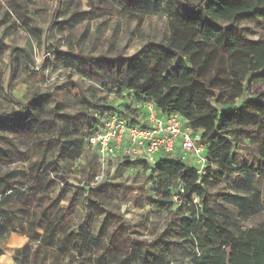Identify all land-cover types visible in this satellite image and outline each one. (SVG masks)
Here are the masks:
<instances>
[{"label":"trees","instance_id":"obj_1","mask_svg":"<svg viewBox=\"0 0 264 264\" xmlns=\"http://www.w3.org/2000/svg\"><path fill=\"white\" fill-rule=\"evenodd\" d=\"M183 1L176 0L170 31L166 39L149 46L146 63L108 64L104 71L91 68L83 74L99 83L95 86L129 96L134 105L152 104L159 117H181L205 146V173L198 175L177 156L160 158L153 166L124 158L125 169L141 165L149 173L153 199H141L137 206L147 204L155 217L166 214V222L147 241L116 237L124 228L117 223L114 234L93 254L98 240L92 238L88 209L93 204L105 212L96 200L103 191L70 192L67 173L98 130L100 118L111 111L82 94L78 114L83 119L58 122L60 103L47 113L40 98H32L20 105L17 115H0V256L4 239L16 234L27 242L14 251V264H264V222L243 226L264 212V192L258 187L264 180V101L248 98L254 86L264 85V43H241L236 36L241 23L264 18V0ZM21 6L15 4L18 10ZM87 18L86 12L74 13L69 27ZM3 52L0 45V55ZM23 57L30 67L26 52ZM217 63L219 69L226 68L227 78L209 77ZM76 66L79 70L82 61ZM6 92L11 94L9 86ZM128 108L130 113L112 112H139ZM4 135H15L27 151L30 145L41 147L42 156L32 160L25 154L19 165V151ZM243 146L249 147L244 156ZM177 187L181 198L197 200V205L174 208L172 191ZM80 195L78 205L86 216L74 223L69 214ZM222 205L236 217L222 214Z\"/></svg>","mask_w":264,"mask_h":264},{"label":"rangeland","instance_id":"obj_2","mask_svg":"<svg viewBox=\"0 0 264 264\" xmlns=\"http://www.w3.org/2000/svg\"><path fill=\"white\" fill-rule=\"evenodd\" d=\"M141 1L134 5L127 0H0V45L4 50L0 55V115L15 116L21 110V104H27L32 98H40L47 113L57 102L62 105L57 112L58 122L66 117L79 121L81 105L78 98L82 94L88 95L90 101H98L109 107L111 112L117 109L121 113H130L128 107L134 104L129 96L115 95L106 87L95 86L99 83L90 81L83 73L91 68L95 72L104 71L108 64L119 65L126 61L143 60L146 63L149 46L166 39L176 0ZM194 1L185 0L183 3ZM14 3L21 4V10L16 9ZM81 12L88 13L87 20L70 28L69 17ZM28 29L35 31L36 36ZM236 36L241 43H264V18H249L241 23L237 26ZM14 49L20 51L12 52ZM22 51L28 54L32 63L30 67ZM11 60H14L13 63ZM81 61L82 66L78 70L76 65ZM213 75L218 79L227 78L226 68L219 69L217 63L209 77ZM8 86L10 95L6 92ZM256 97L264 101V85L254 86L248 92V98ZM86 114V119H89L90 113ZM4 136L16 145L20 154L16 158L19 165H22L25 154L32 160L42 156L41 147L30 145L27 151L19 146L15 135ZM2 141L0 138V145ZM242 149L245 151L243 156L249 154L248 146ZM123 158L119 154L103 162L94 150L86 146L67 173L68 191L81 188L103 191L96 200L102 203L105 212L93 204L88 209L92 238L98 240L91 250L93 254L100 251L107 237L114 234L117 223L124 228L116 237L147 241L155 232L162 231L166 222V214L155 217L148 213L150 208L147 204L143 209L137 206V201L141 199L144 203L147 199H153L148 184L149 173L141 165L125 169ZM113 187H116V192H113ZM258 187L264 192V180L258 181ZM172 192L177 202L174 208L183 204L197 205V200L189 202L181 198L180 187ZM81 199V195L77 197L69 214V220L74 223L86 216V211H80L78 205ZM62 205L65 207L67 203L64 201ZM219 210L224 215L236 217L235 211L229 207L222 205ZM263 222L264 212L243 226L253 227ZM11 236L4 239L0 264H14V251L27 242L24 236ZM31 247H34V243ZM111 261L110 264H114V260Z\"/></svg>","mask_w":264,"mask_h":264},{"label":"built area","instance_id":"obj_3","mask_svg":"<svg viewBox=\"0 0 264 264\" xmlns=\"http://www.w3.org/2000/svg\"><path fill=\"white\" fill-rule=\"evenodd\" d=\"M132 109L142 113L105 114L100 118L98 130L87 139V147L103 162L122 154L129 161H144L153 166L160 158L177 156L198 175L205 173V146L181 117L176 114L159 117L150 103L136 104Z\"/></svg>","mask_w":264,"mask_h":264},{"label":"crops","instance_id":"obj_4","mask_svg":"<svg viewBox=\"0 0 264 264\" xmlns=\"http://www.w3.org/2000/svg\"><path fill=\"white\" fill-rule=\"evenodd\" d=\"M13 236H11V237H20V236H18V235H16V234H12ZM22 237V236H21ZM15 240V239H14ZM27 240V239H26Z\"/></svg>","mask_w":264,"mask_h":264}]
</instances>
